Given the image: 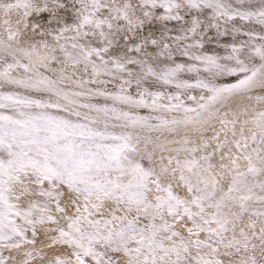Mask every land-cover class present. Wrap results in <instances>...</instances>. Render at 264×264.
<instances>
[{
  "label": "snow or ice",
  "instance_id": "snow-or-ice-1",
  "mask_svg": "<svg viewBox=\"0 0 264 264\" xmlns=\"http://www.w3.org/2000/svg\"><path fill=\"white\" fill-rule=\"evenodd\" d=\"M0 264H264V0H0Z\"/></svg>",
  "mask_w": 264,
  "mask_h": 264
}]
</instances>
